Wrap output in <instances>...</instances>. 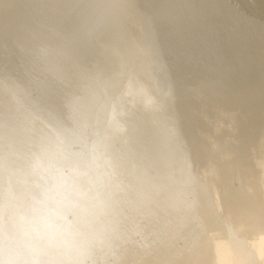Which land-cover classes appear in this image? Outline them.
<instances>
[{
	"label": "bare ground",
	"instance_id": "bare-ground-1",
	"mask_svg": "<svg viewBox=\"0 0 264 264\" xmlns=\"http://www.w3.org/2000/svg\"><path fill=\"white\" fill-rule=\"evenodd\" d=\"M82 148L108 264H264V0H0V177Z\"/></svg>",
	"mask_w": 264,
	"mask_h": 264
},
{
	"label": "clouds",
	"instance_id": "clouds-1",
	"mask_svg": "<svg viewBox=\"0 0 264 264\" xmlns=\"http://www.w3.org/2000/svg\"><path fill=\"white\" fill-rule=\"evenodd\" d=\"M133 127L116 124L105 134L115 145ZM98 172L86 148L72 156L51 154L37 164L30 182L15 181L6 160L0 177V264H108L126 242L127 201H115L110 181L97 179ZM136 192L146 198L159 194L149 182Z\"/></svg>",
	"mask_w": 264,
	"mask_h": 264
}]
</instances>
